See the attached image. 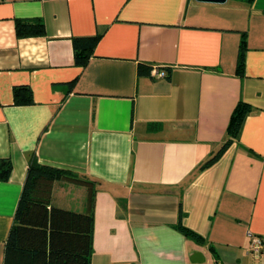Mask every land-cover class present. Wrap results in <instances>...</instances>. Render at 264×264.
<instances>
[{"label":"crops","instance_id":"1","mask_svg":"<svg viewBox=\"0 0 264 264\" xmlns=\"http://www.w3.org/2000/svg\"><path fill=\"white\" fill-rule=\"evenodd\" d=\"M18 18L46 34L19 37ZM97 33L77 65L74 37ZM240 101L239 137L202 168ZM1 157L0 264L33 157L89 182L57 181L54 205L84 211L94 189L92 264H264V0H0Z\"/></svg>","mask_w":264,"mask_h":264},{"label":"trees","instance_id":"2","mask_svg":"<svg viewBox=\"0 0 264 264\" xmlns=\"http://www.w3.org/2000/svg\"><path fill=\"white\" fill-rule=\"evenodd\" d=\"M16 32L19 37L44 35L46 26L41 18H18ZM101 38L102 33L74 37L77 65L84 67L88 64ZM245 61L246 39H243L238 62L240 73L244 71ZM153 66L141 64L139 72L149 74ZM165 68L169 75V67ZM75 82L76 80L72 81L70 86ZM14 95L17 104L34 101L33 90L29 85L15 86ZM251 112L252 106L249 103H238L231 116L225 142L203 163L202 168L214 164L239 137L243 123ZM12 171V160L9 157H1L0 182L8 181ZM69 180L89 183L67 169L41 163L37 157L30 160L14 223L6 243L5 264H92L95 192L89 187L88 205L84 211L54 205L55 183ZM178 226L187 236L202 239L198 233L183 224L182 217Z\"/></svg>","mask_w":264,"mask_h":264},{"label":"built area","instance_id":"3","mask_svg":"<svg viewBox=\"0 0 264 264\" xmlns=\"http://www.w3.org/2000/svg\"><path fill=\"white\" fill-rule=\"evenodd\" d=\"M152 74L153 76H156V77H166L168 72L163 67L154 66L152 68ZM263 247H264V243L262 239L258 237L253 238L252 244H251V248L253 251L260 252L263 249Z\"/></svg>","mask_w":264,"mask_h":264},{"label":"water","instance_id":"4","mask_svg":"<svg viewBox=\"0 0 264 264\" xmlns=\"http://www.w3.org/2000/svg\"><path fill=\"white\" fill-rule=\"evenodd\" d=\"M204 1H213V2L223 3V2H226L227 0H204Z\"/></svg>","mask_w":264,"mask_h":264}]
</instances>
